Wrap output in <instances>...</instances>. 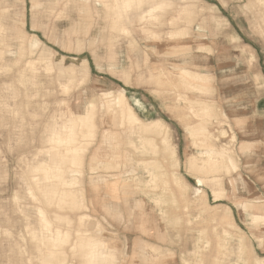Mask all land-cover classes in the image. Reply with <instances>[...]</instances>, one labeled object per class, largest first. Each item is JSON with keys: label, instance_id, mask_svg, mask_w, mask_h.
<instances>
[{"label": "rangeland", "instance_id": "rangeland-1", "mask_svg": "<svg viewBox=\"0 0 264 264\" xmlns=\"http://www.w3.org/2000/svg\"><path fill=\"white\" fill-rule=\"evenodd\" d=\"M40 1L42 3L41 7L34 11V9H32L31 0H0V27L2 28L3 26V28H7L6 37L8 44L13 45V52H16L19 40L16 38L17 36L13 33L12 29L19 28L24 31L28 40L33 38L34 40L41 41L42 51H44V54L49 55L51 58L45 61L43 60V65L45 67L48 65L53 67L50 74H42V80H44L43 83L46 88L45 92H48L45 95L46 97L43 96L33 98L34 104L29 108L30 111L28 110L22 118L18 117L19 119H17V123L14 125L11 136V147L16 149L17 153L15 151L14 155L8 157L7 160L2 158L0 161V169L4 167L2 165H6L8 172V181L6 185L9 187L8 192L4 194V199H6L4 200V203L9 205L14 189L13 182H16L17 174L22 171V164H19V159L22 157H29L28 159L32 160L33 153H36L41 148L42 140L48 135V127L51 122V116L56 110H58V107L55 104L56 100H63L65 102L66 105L62 107L64 111H67L68 109L74 110L77 104H80V108L84 107L86 110L90 106L91 102H94V122L97 126L96 129L90 132L87 127L83 125V123H80L78 126V143L80 146H87L84 155L80 154L81 156L78 157L80 161L83 160L82 165L80 166V172L75 173L64 171L62 173L64 178H67V181L69 182L72 180V177H74L76 185L62 186V184H60L58 187L60 192L67 194L68 196L76 194L79 198L78 206L62 211L55 209L53 202L52 205L46 206V203L54 201V195L52 192L55 188H44V181L42 179L40 180L42 183L41 189H36L34 187L36 194H38L43 201V203H41V201L39 202L43 208L46 209L49 206H53L55 212L58 214L61 213L72 217V221H70L71 225H62L63 229L53 227L49 228V230L55 232L63 230L66 235L63 239L56 237V235H47V237L55 241H64L61 249L66 262L62 264H140V257L136 253V247L139 244H145V249L147 250L151 247H155L157 252H152V254L159 256V264H189L190 261L192 262L190 264H199V262L200 264H214L217 262L216 260H218L217 264H236L238 262V256L235 246L236 248L238 247V242L235 240H226V237L222 236V231L216 221L214 222L208 220L206 218L208 217L207 215H201L202 213L200 208L202 205L195 202L193 194L191 193L199 192L201 189L204 190L206 195V204L208 206H212L214 208L217 204L230 206L231 210H233L232 213L234 216V223L241 229L245 236L247 235L246 239L249 244L248 246L252 248L254 255L264 258V247H260L256 240V238L264 236V234L258 228L251 226L250 222H248L246 218H243L239 207L235 204L236 201L243 202L249 198L257 205H264V175H261V172L258 173V169L252 173L245 171L243 168L244 157L241 155L242 158H240L241 162L238 171L230 175L223 174L222 179L229 187L230 183L236 176H242L248 183L247 191L240 189L237 196H231L219 202H215L210 189L198 187L195 180L186 174L184 167L186 155L196 153L192 144L193 137L190 132L187 131V128L183 125V123L175 116V113L171 108V106L177 102L176 93L172 91V94L170 89L160 87L156 85L154 81L149 79L148 69L151 67V62H153L155 57V47L150 44H144L143 42H139L138 48L136 46H129L124 40L119 42V44L117 42V46L112 48L115 53L114 61L117 63L118 70L114 71L108 64L106 46L99 44L96 54L92 53L93 48L89 46L90 39L85 43V48L83 49H77L75 46H64L66 42V38H64V31L68 28V24L66 22L55 21L56 19L53 18L49 11L50 0ZM159 1L166 3L168 9L165 10L163 16L155 22L161 27L153 28V31L156 30L155 32L161 33L160 38L163 41L167 39V33L169 30L183 27V24H181V26L180 24L177 25L178 28L176 25V28H173L175 26L170 27L174 17L173 11L175 9L189 4L196 10L197 16L191 25L192 29L190 28V31L192 30L190 38L193 39L196 38L197 35H203L205 39L204 42L210 46V51L197 52V50H194L193 54H195L196 59L203 62H201V70L211 73L214 77V82L211 84L214 88L213 107L217 109L220 115L224 114L228 117V119L223 120L225 124L221 127L227 131V136L223 139H219L218 143L225 144V146H235V149L238 152L243 136L239 129L240 125L237 117L243 118L242 116L244 110L250 108L251 106L249 105H253V103L245 102L246 99H253L257 94L260 97L264 96V26H260L261 28L259 27L261 21L258 20L256 14L254 13L255 10H259L264 13V6L257 0ZM203 24H205V26ZM33 25H37V27L34 28ZM261 25L264 24L261 23ZM4 37L5 32L4 30H1L0 52L3 51L2 49L5 47ZM245 45H248L251 48H247ZM208 52L211 53L209 54ZM15 55L16 54L6 55L5 61L3 62L0 59V89L8 87L10 84V81L8 80L9 74L2 70L1 65L4 62L11 65L15 61ZM61 57L64 58L63 62H61ZM85 57L88 60L87 77H84L81 72V59ZM61 67H75V69H78L79 72L74 80H70V76L59 80ZM124 71L125 73H123ZM83 77L87 81L83 80ZM77 81L79 83H77ZM80 81L84 82L83 85ZM56 82L60 84H57ZM67 85L69 87L75 86L72 88L76 89L73 90L71 87H67L68 89L63 87ZM59 86L63 88L59 89ZM64 88L68 90H66L67 95H65L66 91H64ZM120 88L123 90L125 89L124 91L127 99L129 100V104L133 107L138 117L146 126L151 127L155 120H160L165 123L167 128L166 130L169 131V137L171 138L172 143L178 148V155L181 162L178 173L184 178V180H186V183L191 189L189 196L192 198L190 201L191 203L193 201V205H191L188 209H185L184 207L186 206L180 202L175 206L170 195H164L161 193L162 189L159 188V190H155L152 188V185L147 183L149 179L151 180V177L149 172H146L147 170L144 169L146 167L143 164H139V167H136L138 161H140L139 163H142L141 161L144 162L145 159L146 161H151L150 159L153 160V155L150 156L152 153L146 146L143 144L141 145L142 142L140 141V138L157 136V134H154L155 130L153 131L154 135L151 134L152 136H150V132H148L149 135L146 133L147 130H137L136 128L135 131L137 132L130 133L127 128H116L111 122L104 124L107 112L105 110V97L103 96V92L108 91L111 93H117ZM71 89L73 92H71ZM164 90L165 92H163ZM188 97H190V99L198 98L194 94H189ZM45 103L47 109H45L44 113L40 112L38 107L36 108L35 106ZM184 105L185 103L181 102V106L183 107ZM190 121L192 123L196 122L195 118H192ZM252 125L249 129L251 135L247 139L257 141L258 129L255 126V120ZM104 130L116 132L123 138L122 143L124 144L121 143L119 145V153L121 156L128 158V165H131V167L135 169V173H133L134 177L132 176L133 178L123 174L124 167L119 172L114 170L106 172L105 169H101L92 174L89 170L91 154L96 146L100 145L101 135ZM142 131L143 133H141ZM234 134L237 135V142L235 143L233 142L234 140L231 139V136ZM129 142H133L134 147H131ZM159 142L160 140H158V144L162 146ZM127 143L130 146L127 145ZM260 143L257 142L256 145L260 150V161L258 165L264 168V145L259 146ZM140 146L142 147V150ZM18 147H21V149L18 150ZM142 152L146 156L142 155ZM18 153H20L19 156L17 155ZM43 158L48 160L46 156H43ZM37 174L43 177L42 173ZM118 174H122L119 176L120 181H123L122 178L125 180L130 179L127 180L128 182L133 181V179H140L138 182H131L134 184V187L136 184L138 185L136 186L137 189L134 188V197H136L137 200H145L148 208L153 210L155 216L158 217L159 232L157 233V237L148 236L141 230L138 226L140 224V215L138 212H134L132 215L131 221L133 226L131 228L129 227L128 230L125 229L124 224L128 223L131 215L129 214L128 207L125 205L124 201H121V203L125 222H120L119 219L111 217L103 211L100 204L96 202L97 195L94 192L96 187L92 185L91 177H104ZM122 184L121 187L124 185ZM147 187L148 191H146ZM143 188L146 189L143 190ZM152 189L154 190L152 191ZM147 192H150L151 194ZM122 193L123 192L120 191L121 197H123ZM148 195L151 196L149 197ZM160 195L164 197L162 198ZM159 196L161 198H159ZM152 197L154 199H162L163 203L162 205H158L159 208L155 205ZM100 198H102L101 195ZM168 198H170V200ZM163 199L165 201L167 199V201L165 202ZM168 200L170 201L169 203L172 201V206L175 208L168 204ZM22 203L21 207H19L20 211L14 213L11 210L10 213L11 223L13 225L12 230L14 242H19L18 248L16 246V251L13 253L5 247V243L2 244L0 242V264H12L16 259L22 261L23 264H35V261H29V259H31V241L26 235V221L24 220L25 216H29L35 223V214L37 216V211H35L34 207L28 200H24ZM165 203L167 205L164 207ZM165 209L168 211H166L167 215L165 214ZM183 209L185 211H183ZM223 210L224 208H218L217 215H221ZM211 211L212 210H210V212ZM181 213H183L184 216ZM168 215H170V218ZM209 216H214V213H210ZM160 219L165 221H161ZM36 220L37 223H39V216L36 217ZM171 221L175 222L172 223ZM181 223L182 225H180ZM185 225H188V228L187 226L185 227ZM98 226L101 227V230ZM202 230L204 231L203 235L201 234L203 232ZM182 231H185V233ZM215 232L217 233L215 234ZM101 240L110 244V247L107 249L99 247L98 244H101ZM222 240L224 242H222ZM220 241L221 244L227 246L226 250L224 249L223 251H220ZM206 243H209L210 246L208 244L209 247L204 249ZM197 244L199 246H197ZM54 247L56 248V244L52 246V249ZM199 248H202L203 250H198ZM186 256L188 259L184 258ZM201 261L203 262L201 263Z\"/></svg>", "mask_w": 264, "mask_h": 264}, {"label": "bare ground", "instance_id": "bare-ground-1", "mask_svg": "<svg viewBox=\"0 0 264 264\" xmlns=\"http://www.w3.org/2000/svg\"><path fill=\"white\" fill-rule=\"evenodd\" d=\"M78 1L84 4V8L80 9L84 20L83 18L80 19L79 27H75L73 25V27L64 34V38H66L67 42H65L64 46H75L77 49H83L85 48V43L90 39L89 46L93 48V54L97 53L99 44L106 46L108 64L114 71L118 70L117 63L114 61L115 53L112 48L117 46V42L119 44V42L124 40L129 46H136L137 48L139 47V42H143L144 44H150L155 47V57L153 62H151V67L148 69L149 79L154 81V83L160 87L170 89L172 94V91H174L177 95V102L171 106V108L173 109L175 116L183 123V125L187 128V131H189L193 137L192 144L196 150L195 154L191 153L186 155L184 167L186 174L195 180L198 187L210 189L215 202H219L231 196H237L240 189L247 191L248 183L242 176H236L230 183L229 187L222 179L223 174L230 175L238 171L241 162L240 158H242L241 155L244 157L243 168L245 171L252 173L258 169V173L261 172L260 174L264 175V168L258 165L260 161V150L258 149V146H256L257 142H251L247 139L251 135L249 131L251 124L244 118L237 117L239 119V129L243 136L238 152L236 151L235 146H225V144L218 143L219 139H223L227 136V131L221 127L225 124L223 120L228 119V117L224 114L220 115L217 109L213 107L214 88L211 84L214 82V77L211 73L201 70L202 61L196 59L195 54H193L194 50H197V52L210 51V46L204 42L205 39L203 35H197L196 38L193 39L190 38L192 31H190V28L192 29L191 25L197 16V12L194 8L188 4L173 11L174 17L170 27L175 25L177 26L179 24L180 26L183 24V27L178 28L177 26L178 29L169 30L167 33V39L163 41L160 38L161 33L155 32L156 30L153 31V28L161 27L155 22L163 16L165 10L168 9L166 3L164 2H160L159 0H94V2L101 5L102 8H91L89 6L91 0ZM257 1L264 6V0ZM31 4L34 11L39 9L42 5L40 0H31ZM53 13H57V18L61 19L65 16V9L59 10V12L53 10ZM254 13L256 14L258 20L261 21L259 27L264 26L261 25V23L264 24V13L259 10H255ZM94 19H96V21H94ZM102 20L103 22H100ZM203 25L205 26V24ZM176 26L173 28H176ZM33 27L36 28L37 25H33ZM1 30H4L5 32V47L2 49L3 51L0 52L1 61H5V57L8 54L16 55L15 61L11 65L6 62L1 65L2 70L9 74L8 80L10 81V84L8 87L0 89V161L2 158L7 160L8 157L14 155L16 149L11 147V136L14 125H16L17 119L22 118L29 108L32 107L31 105L34 104L33 98L43 97L48 93L45 92L46 88L44 87L45 84L43 83L44 80H42V74H50L53 70L52 66L48 65L45 67L43 65V60L45 61L51 58L49 55L44 54V51H42L40 40L37 41L33 38L28 40L24 31L19 28L12 29L13 33L17 36L16 38L19 40L18 48L16 49V52H13V45L8 44L6 37L7 28H3L2 26V28L0 27V31ZM63 60L64 58L61 57V62H63ZM81 62V72L84 77H87L88 60L85 57L81 59ZM78 72L79 70L75 69V67H61L59 80L69 76L71 77L70 80H74ZM123 73H125V71ZM84 77L83 80H86ZM77 83L79 82L77 81ZM81 83L83 85L84 82ZM63 87L70 88L71 86L69 87L67 85ZM60 88L61 87L59 86V89ZM72 89L75 90L76 88ZM73 90L71 92H73ZM124 90L120 88L117 93H111L108 91L103 92L105 101H102H104L105 110L107 112L104 124L111 122L116 128H127L130 133L137 132L135 131L136 128L137 130H147L146 133L150 132V136H152L151 134H153V131L155 130L154 134H157V136L140 138V141L142 142L141 145L143 144L146 146L152 153L150 156L153 155V160L150 159L151 161H146L145 159L144 162L141 161L142 163H139L140 161H138L136 167L139 164H143L146 167L144 169L147 170L146 172H149L151 177V180L149 179L150 182L148 181L147 183L151 184L152 188L155 190H159V188L162 189V194L170 195L175 206L180 202L186 206L184 207L185 209H188L191 205H193V201L192 203L190 201L192 198L189 196L191 189L186 183V180H184V178L178 173L181 163L178 155V148L172 143L171 138L169 137V131L166 130L167 128L165 123L160 120H155L151 127L146 126L138 117L133 107L129 104V100L126 97ZM67 91L65 92V95H67ZM163 92H165V90ZM189 94H194L198 98L190 99V97H188ZM181 102L185 103L183 107L181 106ZM55 104L57 105L58 110H56L51 116V122L48 127V135L42 140L41 148L36 153H33L32 160L28 159L29 157H22L19 159V164H22V171L17 174L16 182H13L14 189L9 205L4 203V200H6L4 199V194L8 192L9 187L6 185L8 181L7 167L6 165H2L4 167L0 169V242L2 244L5 243V247H7L10 252L14 253L16 251V246L18 248L19 242H14L12 230L13 225L11 223L10 213L11 210L14 213L20 211L19 207L23 204L22 202H24V200H28L34 207L35 211H37V216H39V223H37L36 214L35 223L29 216H25L24 220L26 221V235L31 241V259H29V261H35V264H62L66 262L61 249L64 241H55L47 237V235H56V237L63 239L66 236L63 230L55 232L49 230V228L53 227L63 229L62 225H71L70 221H72V217L61 213L58 214L55 212L53 206H49L46 209L43 208L39 203L40 201L43 203V201L41 197L36 194L34 187L36 189H41L42 183L40 180L42 179L44 181V188H55L52 192L54 195V201L46 203V206L52 205L53 202L55 209L59 211L77 207L79 198L76 194L68 196L67 194L60 192L58 187L60 184H62V186L76 185L74 177H72V180L69 182L67 181V178H64L62 173L64 171L75 173L80 172V166L82 165L83 160L80 161L78 157L84 155L87 146H80L78 143L79 124L83 123V125H85L90 132L94 131L97 127L94 122V102H91L90 106L86 110L84 107L80 108V104H77L74 110L68 109L67 111H64L62 108L66 105L63 100H56ZM35 106L43 113L45 109H47L46 103ZM192 118H195V123L190 121ZM143 131L141 133H143ZM231 139L234 140V143L237 142V135L234 134L231 136ZM158 140H160L159 143H161L162 146L158 144ZM122 142L123 138L120 134L110 130H104L102 132L100 145L96 146L91 154L89 170L92 174L101 169H105L106 172L110 170L119 172L124 167V175H127L128 177H132L134 175L133 173H135V169L131 167V165H128V158L121 156L119 153L118 147ZM129 144L131 147H134L133 142H129ZM129 144L127 143V145ZM19 149H21V147H18V150ZM137 150L140 151L139 149ZM141 154L145 155L143 152ZM17 155L19 156L20 153ZM43 156H46L48 160H45ZM134 158L137 159L136 157ZM37 173H42L43 177L39 176ZM121 175L122 174L104 177H91V183L96 187V190L94 191L97 195L96 202L100 204L103 211L111 217L119 219L120 222H125L121 203V201H124L125 205L128 207L129 214L131 215L128 223L124 224L125 229L128 230L129 227L131 228L133 226L131 221L132 215L134 212H138L140 215V224L138 226L141 230L148 236L157 237V233L159 232L158 217L155 216L153 210L148 208L145 200H137V198L134 197V188L137 189L136 186L138 185L136 184L134 187V184L131 182H138L140 179L137 178L128 182L127 180L130 179L125 180L122 178L123 181H120L119 176ZM121 184L123 185L122 187ZM145 189L143 188V190ZM154 189H152V191ZM120 191L123 192V197H121ZM146 191H148V187ZM191 193L193 194L195 202L202 205H200V211L202 214L200 212L199 213L201 215H207L208 217L206 218L208 220L214 222L216 221L222 231V236L226 237V240H235L238 242V247L236 248L235 246L238 256V262L236 264H259V261L264 260V258L254 255L252 248L248 246L249 244L246 239L247 235L245 236L241 229L234 223V216L232 213L233 210H231L230 206L217 204L215 209L214 207L206 204V195L203 189L199 192ZM100 195L102 198H100ZM160 196L162 197V195ZM160 196L159 198H161ZM159 198H153L155 205L157 206L160 204L162 205L163 203L162 199L159 200ZM164 199L163 201H165ZM168 199L170 200V198ZM169 200L168 204L172 206L173 203L172 201V204L169 203ZM235 204L239 207L243 218H246V220L250 222L251 226L258 228L264 234V205H257L249 198L243 202L236 201ZM166 205L167 204L165 203L164 207ZM218 208H224L221 215H217ZM210 210L212 211L210 212ZM164 211L166 212L167 210L165 209ZM183 211L185 210L183 209ZM167 212L165 213L166 215ZM210 213H214V216H209ZM181 214L183 215V213ZM170 215H168L169 218ZM161 221L165 220L162 219ZM180 225H182V223ZM186 226L188 228V225H185V227ZM98 227L101 230V227ZM182 232L185 233V231ZM203 233L204 231L201 234L203 235ZM216 233L217 232H215V234ZM256 240L260 247H264V236L256 238ZM222 242L224 241L222 240ZM100 243L101 244L98 245L102 249L110 247V244L103 240H101ZM54 244H56V248L54 247L52 249ZM208 244L209 243L205 244L206 246L204 249L210 246V244L209 246ZM197 246L199 245L197 244ZM145 247V244H139L136 247V253L140 257V264H159V256L152 254V252H157V249L155 247H151L147 250ZM219 248L220 251H223L224 249H227V246L221 244L220 241ZM201 249L199 248L198 250ZM184 258L186 259L187 256ZM216 261L218 262V260ZM202 262L203 261H201V263ZM217 262L214 264H217ZM190 263L192 262L190 261L189 264ZM12 264H23V262L16 259Z\"/></svg>", "mask_w": 264, "mask_h": 264}, {"label": "crops", "instance_id": "crops-1", "mask_svg": "<svg viewBox=\"0 0 264 264\" xmlns=\"http://www.w3.org/2000/svg\"><path fill=\"white\" fill-rule=\"evenodd\" d=\"M89 6L91 8H95V7L102 8L101 5L94 2V0L90 1ZM83 8H84V4L80 3L78 0H50L49 11H50V14L53 16V18L56 19L55 21L66 22L68 24V28L64 31V33H67L68 30L73 27V25L75 27H79L80 19L83 18V16L81 15L80 9H83ZM64 9H65V16L61 19L56 18L58 15L57 13L54 14L53 10L59 12V10H64ZM94 21H96V19H94ZM34 22L36 23L35 20ZM100 22H103V20ZM245 46L247 48H251L248 45H245ZM245 102L253 103V105H249L251 106L250 108H247L246 110H244V112L242 111L243 112L242 117L251 125L253 121L255 120V124H256L255 126L258 129L257 130L258 138L256 139L257 141L255 142H258V143L261 142L259 146H263L264 145L263 144L264 143V96L260 97L257 94L255 98L246 99ZM249 141L254 142L252 139H249Z\"/></svg>", "mask_w": 264, "mask_h": 264}, {"label": "snow or ice", "instance_id": "snow-or-ice-1", "mask_svg": "<svg viewBox=\"0 0 264 264\" xmlns=\"http://www.w3.org/2000/svg\"><path fill=\"white\" fill-rule=\"evenodd\" d=\"M259 264H264V260L259 261Z\"/></svg>", "mask_w": 264, "mask_h": 264}]
</instances>
